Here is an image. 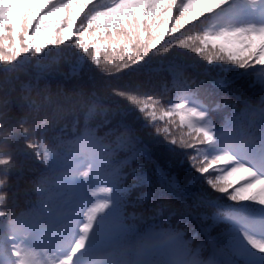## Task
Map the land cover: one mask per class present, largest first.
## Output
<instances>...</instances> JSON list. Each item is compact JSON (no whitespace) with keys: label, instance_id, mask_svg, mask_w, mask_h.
Returning a JSON list of instances; mask_svg holds the SVG:
<instances>
[{"label":"snow or ice","instance_id":"6c2138e0","mask_svg":"<svg viewBox=\"0 0 264 264\" xmlns=\"http://www.w3.org/2000/svg\"><path fill=\"white\" fill-rule=\"evenodd\" d=\"M192 2L0 0V64L11 65L28 52L40 53L45 47L59 48L70 43L110 75L122 73L151 56L153 51L166 52L171 47V43L164 40L167 33L175 32L193 15L204 19L213 15L231 19L240 11L250 9L257 16L255 23L221 27L214 34L206 30L202 36L196 37L199 45L189 46L184 40L179 44L183 48L191 47L192 52L199 53L209 63L226 60L240 67L259 65L264 70V0H207L206 6L194 14L189 12ZM162 40L168 47L161 44ZM217 41L222 42L217 44ZM209 43L216 50L205 51ZM107 44L111 45V56L106 55L102 61L101 50L107 53ZM190 81L184 69L177 66L171 69V83L177 92L174 97L167 94L169 89H161L155 83L152 90H146L145 82H137L122 94L126 103L155 133L175 146L197 153L189 155V161L212 190L227 194L233 201L253 200L264 205V176L238 162L229 152L206 154L209 137L200 121L206 118L207 113L205 104L196 98ZM188 99H192V104ZM161 121L164 122L163 127ZM129 125L126 122L122 124L116 135L117 144L128 153V157L111 170L105 169L102 163L98 166L97 178L101 182L90 189L94 203L87 210V222L79 225L83 235L72 244L68 254H63L71 232L68 221L52 213L17 212L7 195L0 197L5 201L0 206L4 209L0 210V264H73L74 257L86 247L88 234L97 226V219L113 200L125 197L127 189L119 187L120 169L129 165L138 151L135 129ZM185 126L189 130L187 133L183 131ZM21 132L22 136L10 129L0 135V177L3 178L0 189L12 181L14 172L16 178L24 172L25 162L18 149L32 151L36 156L43 153L45 159L50 158L49 147L42 137L35 131L31 138L27 130L21 129ZM88 137L86 131L82 140L86 142ZM246 141L247 138H242L240 143ZM98 158L102 162V157ZM210 169L218 174L213 177ZM235 173H242V176L233 182L229 178ZM105 225L100 226L101 232ZM244 239L252 249L264 252V239L247 233H244Z\"/></svg>","mask_w":264,"mask_h":264},{"label":"clouds","instance_id":"9594fccd","mask_svg":"<svg viewBox=\"0 0 264 264\" xmlns=\"http://www.w3.org/2000/svg\"><path fill=\"white\" fill-rule=\"evenodd\" d=\"M67 46L71 44L45 47L40 53L22 55L11 65L0 64V135L12 129L22 136L24 129L31 138L35 131L50 150L48 159L30 151L38 167L27 166L15 186L10 181L0 189V197L7 195L17 212L52 213L68 221L71 232L64 255L83 235L79 225L87 222V210L94 203L90 189L101 182L98 166L102 163L111 170L128 157L116 142L117 130L125 123L121 102H126L122 93L128 87L110 79L119 73L110 75L96 65L106 77L102 83L85 79L82 73L74 75L71 53L64 50ZM147 89L152 90V85ZM204 104L207 115L200 124L209 137L208 147L228 152L234 143L255 134L254 121L264 116V91L255 99L235 100L208 93ZM224 105H231L233 112L239 110L246 121L227 137L218 135L215 127L216 110ZM86 131L89 137L85 142ZM139 166L132 160L120 169L119 187L127 189L120 210L113 212V200L97 219L73 264H209L195 234L189 235L180 220L173 221L177 210L170 200L148 202L145 194L131 196L126 185L132 181L131 187L136 186ZM4 203L0 200V206ZM106 217L109 220L101 232L100 222Z\"/></svg>","mask_w":264,"mask_h":264},{"label":"trees","instance_id":"16d2710c","mask_svg":"<svg viewBox=\"0 0 264 264\" xmlns=\"http://www.w3.org/2000/svg\"><path fill=\"white\" fill-rule=\"evenodd\" d=\"M93 2H106V0H93ZM206 2L207 0H193L189 12L194 14L205 7ZM204 15L208 14L205 13ZM207 22L208 18L204 19L203 16L193 15L192 19L177 28L175 32H168L165 36L164 40L171 43L168 53L153 51L150 53L151 56L146 57L139 64L110 77V79L121 87H134L137 82H145L146 90H148L147 86L155 83L161 89H169L167 94L174 97L177 92L171 83V69L179 66L191 78L196 98H199L202 103H204L208 93L214 94L217 98L227 97L230 100H235L237 97L241 99L252 97L255 99L261 91H264V73L255 70L243 74L246 69L254 68L255 65L240 67L226 60H214L209 63L199 53L192 52L191 47L183 48L179 44L180 40H184L189 46L199 45V40L196 37L202 36L206 31L205 25ZM172 37H176V39H172ZM164 40L161 41V44H164ZM221 42L217 41L216 43ZM101 43L104 42L101 41ZM164 46L168 47L167 44H164ZM105 48L108 49V52L106 53L104 49L101 50L102 61L106 55L111 56V45L107 44ZM157 48H159V45H157ZM64 50L66 53H71V71L74 75L82 73L85 79L90 78L100 83L106 79L95 64L78 49L67 46ZM204 50L212 52L216 49L212 43H209ZM121 103L123 107L122 118L135 129L137 137L135 147L138 151L133 160L140 166L136 169V186L131 187L132 181H129L126 185V187L131 188V196L136 197L145 194V199L148 202L165 198L170 200L172 206L177 210L173 221L178 219L182 224H186L188 234H195L202 250L207 246L199 231V224H202L215 237L219 246L227 251L234 260L239 263L264 264V252L252 249L244 239V233L247 232L239 229L236 225H231L226 220L227 214L233 210L240 211L239 214L243 215V219H246L245 214L250 215L259 211L262 205L253 200L233 201L227 194L212 190L207 185L204 177L195 171L189 161V155L197 154L194 150L178 147L164 140L161 135L151 129L150 125L131 105L123 101ZM188 103L192 104V99H188ZM259 122L264 123V116L255 119V131L260 128ZM245 123L243 115L239 110L233 112L231 105H224L222 109L216 110L215 127L218 132L231 128L235 130ZM163 126L164 122L161 121V127ZM183 131L187 133L189 130L185 126ZM193 135L195 134L193 133ZM244 144L246 154L250 153V158L257 159L258 153L264 149V146H262L264 144V133L256 132ZM206 148V154L209 155L221 151V148L217 151L205 146ZM228 152L232 154L229 150ZM18 153L25 162L24 171H26L27 166L38 167L32 160L30 151L18 149ZM210 171L213 170L210 169ZM217 174L213 171V177ZM16 175L14 172L13 186H15L17 179ZM241 176L242 173H235L229 179L236 182L239 181ZM22 186L23 182H21ZM120 204L121 199H116L113 208L114 213L119 212ZM222 205H229L230 208H223ZM108 220V217L102 219L100 225L107 224ZM231 227L233 228L232 232L224 233L222 231L224 228ZM209 262L210 264H220L216 260Z\"/></svg>","mask_w":264,"mask_h":264},{"label":"rangeland","instance_id":"374dc122","mask_svg":"<svg viewBox=\"0 0 264 264\" xmlns=\"http://www.w3.org/2000/svg\"><path fill=\"white\" fill-rule=\"evenodd\" d=\"M250 12H251L250 9H245L244 12H240V13H238V14H237L236 16H234L233 18H234V19H240V18H242V17L247 16ZM205 150H206V152H207V148H206Z\"/></svg>","mask_w":264,"mask_h":264}]
</instances>
